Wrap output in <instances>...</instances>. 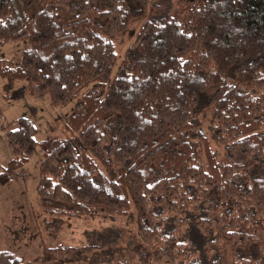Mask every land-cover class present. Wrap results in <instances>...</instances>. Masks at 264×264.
<instances>
[{
	"label": "trees",
	"instance_id": "1",
	"mask_svg": "<svg viewBox=\"0 0 264 264\" xmlns=\"http://www.w3.org/2000/svg\"><path fill=\"white\" fill-rule=\"evenodd\" d=\"M159 1L0 0V43L28 41L0 74L76 100L40 142V205L50 220L129 219L147 264H264V0ZM4 128L0 185L37 142L25 116ZM95 247L45 245L59 263ZM127 252L104 264L142 262ZM0 264L35 263L0 249Z\"/></svg>",
	"mask_w": 264,
	"mask_h": 264
},
{
	"label": "rangeland",
	"instance_id": "2",
	"mask_svg": "<svg viewBox=\"0 0 264 264\" xmlns=\"http://www.w3.org/2000/svg\"><path fill=\"white\" fill-rule=\"evenodd\" d=\"M160 2L166 4L170 0ZM142 21H136L134 24H140ZM125 37L115 38L119 57L132 41V38L126 40ZM27 46L28 41L25 38L0 43V61L18 63ZM27 83L26 79H11L0 74V170L14 155L4 128L5 124L12 123L21 116L31 119L35 124L37 141L32 156L18 168L17 175L0 185V249L25 255L35 264L112 263L120 256L125 258L124 254L130 250L135 252L136 261L140 257L142 262L146 261L142 263L139 259V264H147L149 252L136 237L137 228L132 226L129 219L121 220L96 213L97 215L50 220L45 215L39 202L38 188L40 163L43 158L40 142L49 134L64 133L65 122L73 112L76 100L56 103L49 94L31 93ZM92 88L91 83L83 87L82 92ZM253 174L264 175V168L255 167ZM56 237L80 246L93 244L96 247L83 254L86 259L80 262L59 263L60 261L45 249V245L55 242ZM156 264H167V261Z\"/></svg>",
	"mask_w": 264,
	"mask_h": 264
}]
</instances>
